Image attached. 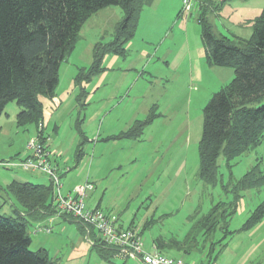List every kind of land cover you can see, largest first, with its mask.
<instances>
[{"label": "rangeland", "instance_id": "1", "mask_svg": "<svg viewBox=\"0 0 264 264\" xmlns=\"http://www.w3.org/2000/svg\"><path fill=\"white\" fill-rule=\"evenodd\" d=\"M208 4L202 13L218 37L235 38L239 34L249 40L254 32V20L264 11V0H210ZM115 9L100 10L82 26L78 41L60 68L55 95L62 105L58 108L52 99H43V137L51 138L52 143L56 142L55 147L62 150L64 156L60 161L70 159L68 166L73 170L69 174L73 178L85 176L86 180L92 168V163L86 164L88 158H92V162L98 158L96 165L102 164L100 172L104 179V187L99 192L104 196L103 208L118 214L125 228L138 227L147 251H152L154 244L160 241L166 246L162 249L164 254L199 264H204L208 258L212 259L210 264H264V216L258 223L247 225L264 202V179L247 190L239 186V181L255 167H259L264 177V141L230 163L220 156L214 185L206 184L198 176L204 107L234 78L233 68L209 63L198 12L193 11L189 17L174 13L175 24H179L174 40L170 41L174 47L169 55L165 92L160 99L157 100V96L161 87L149 73L152 66L146 70L140 67L136 73L139 81L132 95H140L139 112L148 104L150 109L155 107L156 115L142 130L139 140L131 139L130 145L106 143L105 128L100 132V123L86 127L85 131L84 123L99 107L98 87L104 80L103 71L91 75L94 49L112 42L117 24L123 18L121 13L115 15ZM110 56L117 57L119 63L126 57L107 54L100 62L101 68L111 64ZM20 110L17 102L11 101L0 116V214L14 218L19 217L15 210L20 206L13 195L4 191L6 179L15 174L23 182H50L42 171L27 172L2 165L27 158L29 142L39 136L35 123L19 125ZM149 115L150 111L138 115L139 120L134 125L146 123ZM117 136L110 140H116ZM88 137H93L94 142L87 143ZM81 141L84 156L78 168L75 167L76 155ZM96 170L93 168L92 173ZM232 202L237 205L236 211L227 217V223L220 221L211 233L197 229L213 207L220 203L227 207ZM37 227H50L52 233L35 232ZM28 232L31 249L48 250L57 264H137L120 257L103 260L84 237L77 239L76 222L29 223Z\"/></svg>", "mask_w": 264, "mask_h": 264}, {"label": "trees", "instance_id": "2", "mask_svg": "<svg viewBox=\"0 0 264 264\" xmlns=\"http://www.w3.org/2000/svg\"><path fill=\"white\" fill-rule=\"evenodd\" d=\"M201 1L204 8L210 2ZM144 4L145 0H0V116L9 102L16 101L21 109L19 125L35 123L42 137L43 99L55 98L62 62L74 48L85 22L108 7H119L123 14L112 42L94 49L93 75L106 70L100 62L107 54L123 57L127 54L126 44L136 34ZM198 22L209 63L234 69L232 82L216 92L203 110L198 176L206 184L214 185L220 156L230 163L264 141V11L254 20V32L249 40L218 37L204 13ZM254 103L261 104L252 106ZM154 110L155 107L150 109L146 123L135 124L116 138H140L142 130L156 118ZM83 142L77 151L78 160L83 157ZM260 179H264L263 173L255 167L239 181V186L247 190L257 186ZM4 191L13 195L21 209L16 207L15 213L19 215L16 218L0 214V264H57L48 250L31 249L28 232L32 221L55 216L53 183L13 180ZM224 205L213 207L197 229L211 233L220 221L227 223V217L234 214L237 205L233 202ZM263 216L264 202L247 225L258 223ZM96 234L92 235V249L105 261L117 257V249L106 245ZM155 245L160 252L166 247L160 241ZM211 261L208 258L203 262Z\"/></svg>", "mask_w": 264, "mask_h": 264}, {"label": "crops", "instance_id": "3", "mask_svg": "<svg viewBox=\"0 0 264 264\" xmlns=\"http://www.w3.org/2000/svg\"><path fill=\"white\" fill-rule=\"evenodd\" d=\"M201 1V0H199ZM210 1V0H205ZM182 6V0H145L144 8L141 13L140 21L138 24L137 32L135 35V38L128 44L127 47V54L125 59L122 63H119V59L115 56H110V65L105 66L106 70L103 71V77L104 80L101 81L100 87H98V93H99V100L98 102L99 107L97 110H95L86 120L84 123V128L86 131V127L91 126L95 123H100L101 130L102 128H105L104 135L106 136V143L112 144L113 146H117L121 144L130 145L133 141L131 139H116V140H110V137H113L114 135H120L121 133L127 132L134 126V122L138 121L140 114L145 115L150 111V106L146 104L145 110L142 112H139L140 107L138 105L140 103H137L140 95H132L133 89L136 87V83L139 81V79L136 76V73H138V70L140 67H143V69H150L151 67V78L159 84L161 87V92L157 96V100L160 99L162 96L161 93L165 92L166 86L164 85L165 82H167V73L166 71L169 70L170 66V60L169 55L171 51L173 50L174 44L170 43V41L175 38L176 34V27L179 23L175 24L174 19V13L179 16ZM202 5L200 2H197L195 4L194 11L198 12L199 15L202 14L203 10L208 6L201 7ZM202 9V11L200 10ZM115 15L122 14V11L119 7H116L115 9ZM123 15V14H122ZM200 16H198L199 18ZM189 24V23H188ZM185 27L188 30V26ZM173 25V26H172ZM172 26V27H171ZM169 27H171L169 29ZM236 36V35H235ZM236 37L243 38L244 36H241L237 34ZM144 46V47H143ZM147 46V47H146ZM200 55H198V62L201 64V61L199 60ZM135 79V80H134ZM155 97V96H154ZM156 100V101H157ZM54 105L56 107H60L62 105V101L58 99L57 96L53 99ZM138 104V105H137ZM124 106V107H123ZM123 107V111L122 110ZM159 120L156 119L155 121ZM43 137V133H42ZM41 136L37 137L36 139L42 138ZM44 141V144L47 146L50 155V161L53 167H55L58 171V174L60 176L62 188L61 192L63 194H67L71 192L76 186L84 184L86 182H92L95 186V189L89 194L88 198L86 199V203L88 207H97L101 208L109 213L111 212V209L109 208H103V202H104V196L103 194L99 195L100 191L104 187V179L102 178L103 175L100 172V169L102 167V164L98 162V158L96 157L95 160L92 162V158H88L86 164L91 165L92 168L90 169V175H87V179H85V176L81 177L78 176V179L75 177H71L69 173H72L73 168L71 169L70 166H68L70 159L69 158H63V162L60 161V159L64 156V153L62 150H59L56 146V142L54 141L52 143L51 138H42ZM41 139V141H42ZM139 140V138L137 139ZM142 140V139H141ZM140 140V141H141ZM138 141V142H140ZM86 142L91 144L93 143V137H88L86 139ZM99 142V141H98ZM168 144L165 146L167 148ZM79 148V147H78ZM96 151V149H95ZM83 156L84 151L82 150ZM67 159V160H65ZM83 157L78 160L76 156V166L83 161ZM122 166V165H121ZM120 166V167H121ZM79 168V167H78ZM93 168H97L96 172L92 173ZM115 168V167H113ZM79 172V169L78 171ZM49 177V176H48ZM20 178L13 174V177L7 178L6 182H4V185L8 187V185L13 180H19ZM63 180V182H62ZM49 184L52 182L49 177ZM41 185H49L48 183H44L43 181L34 182ZM5 189V188H4ZM117 217L120 220L121 226L124 227L122 218L116 214ZM47 220L53 221L54 223L56 221L64 222H75L73 219L67 217V216H61L56 217L52 216L48 218ZM32 223H40L32 221ZM78 225V235L76 236L77 239L81 236L84 237L88 244V238L86 229L83 225L76 222ZM85 230V233H82V228ZM66 230V227H63V230ZM95 235V231L91 232L90 237L92 238ZM97 236V234H96ZM91 245V244H90ZM92 247V245H91Z\"/></svg>", "mask_w": 264, "mask_h": 264}, {"label": "built area", "instance_id": "4", "mask_svg": "<svg viewBox=\"0 0 264 264\" xmlns=\"http://www.w3.org/2000/svg\"><path fill=\"white\" fill-rule=\"evenodd\" d=\"M199 0H182L181 17H189L195 9ZM30 155L19 162H5L2 165L10 168H20L27 172L42 171L48 175L54 187L55 216H68L75 222L80 223L86 229L87 238L92 245L91 232L95 231L97 236L108 246L117 249V257L137 264H199L187 260L184 257H170L159 251L154 244L152 251L145 248V239L138 227L125 228L121 226L116 214L109 213L101 208L88 207L86 199L95 189L91 182L76 186L71 192L63 194L60 176L55 167L52 166L47 146L40 139L29 142ZM44 231L52 233V228L37 227L35 232Z\"/></svg>", "mask_w": 264, "mask_h": 264}]
</instances>
